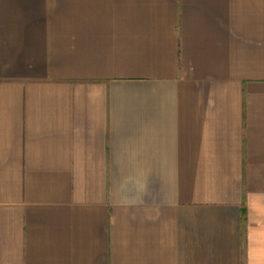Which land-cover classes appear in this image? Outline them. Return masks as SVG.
<instances>
[{
	"label": "crops",
	"instance_id": "obj_1",
	"mask_svg": "<svg viewBox=\"0 0 264 264\" xmlns=\"http://www.w3.org/2000/svg\"><path fill=\"white\" fill-rule=\"evenodd\" d=\"M0 264H264V0H0Z\"/></svg>",
	"mask_w": 264,
	"mask_h": 264
}]
</instances>
